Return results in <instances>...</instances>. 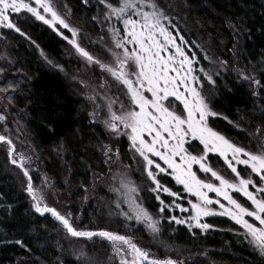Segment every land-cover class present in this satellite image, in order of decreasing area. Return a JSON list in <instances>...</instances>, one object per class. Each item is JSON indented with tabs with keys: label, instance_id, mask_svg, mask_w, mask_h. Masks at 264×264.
<instances>
[{
	"label": "snow or ice",
	"instance_id": "obj_1",
	"mask_svg": "<svg viewBox=\"0 0 264 264\" xmlns=\"http://www.w3.org/2000/svg\"><path fill=\"white\" fill-rule=\"evenodd\" d=\"M88 2L89 0H84V3ZM97 4L103 8H98V15L93 17V21L107 25V33L111 38V46L106 47L109 60H101L81 45L80 29L69 23L66 18L69 12L62 15L58 11L54 0H0V29H8L30 39L11 19L12 14L19 18L20 14L28 13L67 41L78 59L83 61L84 68L100 77V83L95 87L87 79L73 77L74 84L80 88L82 102L92 108L88 113L92 118L91 123H101L98 117L103 109L107 110V118L102 121L105 130L110 139L127 136L136 170L145 173L155 185L151 191L156 193V199L160 203L159 211L163 213L174 207L181 212H189L190 215L184 219L172 216L170 222L186 224L190 232L193 228L207 231L211 227L207 223H201L204 217H227L243 230L237 235H242L264 261V140L261 139L264 137V121L255 133H249L260 145L261 150L255 153L237 146L210 126L212 118L228 119L222 113L214 111L209 97L204 95V81L212 86L213 99L217 95V82L211 72L203 67H195L200 63L196 53L191 52L189 42L179 30H171L175 27L172 18L158 5L157 0H97ZM100 11L103 12L102 21ZM113 20L122 27L113 24ZM65 30L71 35H65ZM103 39L101 36L100 40ZM36 46L39 48V45ZM40 56L48 64H53L43 50H40ZM203 58L210 63H217L207 53ZM218 63L222 69L227 70V61L219 60ZM54 66L60 72L65 71L62 66ZM233 71L241 82L247 83L249 87L254 86L253 97H258L260 91H264L261 79L249 75L246 69L236 67ZM215 75L219 76L220 72L217 71ZM113 85L114 90L121 95L112 97L107 94L113 90ZM9 87H0V92H8ZM9 102L11 103V97ZM117 102L120 104L118 112L113 108ZM261 103L264 104V100ZM255 111L264 116V108L254 109ZM245 119L241 116L238 121L228 120V123L239 129L240 123ZM5 120L6 117L0 114V122ZM195 141L203 146L202 152L193 143ZM0 144L7 145L9 163L18 168L27 180L25 191L33 202L32 209L41 216L50 213L68 237L86 242L97 237L107 241L112 248L113 257L119 258V264H184L183 261L170 257L156 258L126 235L106 229L88 230L83 227L79 218L73 217L71 211L62 213L48 206L44 203L42 191L33 185L28 167L32 158L17 153L8 137L0 135ZM98 147L107 158L105 164L110 165L113 155L120 160L119 149L114 153L110 143H100ZM189 148L196 154L189 151ZM210 153H217L226 168H215L209 157ZM195 165L199 166V173H203L204 178L194 170ZM238 165H244L245 171L250 170L247 178L241 175ZM125 168L128 171L121 173L120 186L109 188L116 196L109 206V214L128 220L134 218L137 223H143L151 233L158 235L161 221L154 219L147 209L137 203L138 187L128 175L132 166L126 165ZM228 170L234 179L222 174ZM160 174L171 176L176 185L183 186L185 193L195 197V201L188 200L190 207L185 208L175 201L173 205L165 204L160 192L177 200L181 196L161 184L158 179ZM43 183L47 185V178ZM209 193H215L217 199L210 198ZM231 193H237L244 199L234 198ZM221 198L227 203H223ZM124 204L128 205L127 212L123 210ZM214 206H218V210ZM15 243L25 247L21 240H16ZM77 258L83 259L85 264H91V258L83 248Z\"/></svg>",
	"mask_w": 264,
	"mask_h": 264
},
{
	"label": "trees",
	"instance_id": "obj_2",
	"mask_svg": "<svg viewBox=\"0 0 264 264\" xmlns=\"http://www.w3.org/2000/svg\"><path fill=\"white\" fill-rule=\"evenodd\" d=\"M158 1V5L172 18L175 27L171 30H179L189 42L191 52L196 53L200 63L195 66L204 67L203 53H207L212 58L238 64L264 83V0ZM64 2L83 26L89 30L97 29L98 25L93 21L95 7H87L79 0ZM17 26L30 37V43L24 37L14 39L10 37L11 33L0 31L3 42L9 41L8 46L13 50L10 57L14 62L13 68L26 77L11 80L5 85L14 86L8 90L12 92L10 104L22 114V130L45 174L61 184V188L70 191L63 183L67 182L74 190L78 188L80 194L84 187L90 186L93 175L105 170L102 149L98 147L103 135L89 122L83 103L66 81L65 74L31 54L39 45L49 59L51 57L65 70L70 62L64 60L61 42L37 23H17ZM214 79L217 82L215 98L212 97L211 85L206 84L204 93L209 97L213 110L228 119L212 118L210 126L246 150L259 151L260 145L249 133H255L264 121V116L254 112V109L264 108L261 103L264 91L253 97L254 86L249 87L230 73L221 72ZM241 116L246 118L239 125V129L244 131L228 123V120L238 121ZM159 179L161 184L178 191L169 178L161 176ZM22 180L16 169L0 160V264H82L58 252L57 244L64 235L62 226L48 215L41 216L32 210ZM141 197L147 211L161 217L158 235L149 230L145 234L142 227L137 230L157 258L170 257L184 264H264L244 237L237 235L242 229L229 220L210 218L206 220L211 225L207 231L194 228L190 232L184 225L170 222L167 209L157 214L160 203L148 187ZM88 223L92 224L91 221ZM68 238L71 240L64 239L62 243L81 240ZM16 240L23 241L25 247L17 245ZM98 251L96 249V253ZM89 252L90 249L87 254Z\"/></svg>",
	"mask_w": 264,
	"mask_h": 264
},
{
	"label": "rangeland",
	"instance_id": "obj_3",
	"mask_svg": "<svg viewBox=\"0 0 264 264\" xmlns=\"http://www.w3.org/2000/svg\"><path fill=\"white\" fill-rule=\"evenodd\" d=\"M81 3H83L87 7H95V14L98 15V8L102 9V5L97 4V0H89V2L86 4L84 3V0H79ZM54 3L58 9V11L63 15L66 12H69L70 14L67 15V19L69 23L73 27H76L80 29V42L83 47H86L93 55L98 56L101 60H109L110 57L108 56L106 52V47L111 46V38L107 33V25L96 23L97 29L92 28L88 29L87 27L83 26L80 20H78V17L73 14L71 8L64 2V0H54ZM157 3L159 1L157 0ZM100 20H103V12H99ZM11 19L13 23H25V24H33L37 23L40 25L41 28H44L49 32L51 35L56 37L62 44L61 50L65 55L64 60L70 62L67 66H65V71L62 72L65 74L66 81L71 86L74 93L79 97V99L82 101V95L81 91L78 85L74 84L73 77L77 78H83L87 79L92 83V86L95 87L97 84L100 83V77L98 75H92L91 70H86L83 66V61L79 60L78 57L75 54L74 49L71 48V45L67 43V41L61 39L58 37L50 28H48L47 25H44L41 21H36L34 17H31L28 13H22L19 15V18H17L16 14H12ZM113 24H117L115 20L112 21ZM118 27H122V25L117 24ZM18 27V26H17ZM7 31L11 34V38H25V36H20L18 33L8 30V29H0V31ZM176 30V29H175ZM234 31V30H233ZM26 34V33H25ZM65 35L70 36V33H67L65 30ZM27 36V35H26ZM103 36L104 39L101 41L100 37ZM1 37V36H0ZM28 37V36H27ZM236 38V35H235ZM22 40V39H20ZM29 40V39H28ZM0 38V66H2V70L0 71V87H5V85L9 82L11 83V80H21L22 78H26L25 75L21 74L17 70L13 68L14 62L12 59H10L13 50H10V46H8V42ZM2 43V44H1ZM30 43V40H29ZM31 49V47H29ZM36 50H32L31 54H35L38 56L39 59H43L40 56V49L35 46ZM17 49V48H15ZM35 52V53H34ZM205 53H203L204 55ZM164 55H167L165 53ZM212 55H210L211 57ZM48 57V56H47ZM50 57V56H49ZM49 59V58H48ZM214 61H217V63H210L207 60H204L206 63L203 65L204 69L206 71H209L213 74V77H215V73L217 71L224 72V73H230L232 75H235L237 77L236 72L233 71L234 68L238 67L241 68L238 64H230L227 63V70H224L220 67L218 61L222 60L220 58H212ZM51 61L52 58L50 57ZM44 61V60H43ZM47 63V62H46ZM49 66L56 65L54 62L53 64H48ZM64 65V64H63ZM12 67V68H11ZM197 69L201 67L195 66ZM243 69V68H241ZM98 71V70H97ZM249 75H252L251 72L247 71ZM200 73H197L199 75ZM110 79V78H109ZM239 80V78L237 77ZM240 81V80H239ZM241 82V81H240ZM207 81H204L205 90ZM11 85V84H10ZM11 87H14L11 85ZM115 85H113V90L109 91L107 94L109 96H118L121 95L120 93L116 92ZM13 91V90H12ZM99 91H105V90H99ZM206 92V91H204ZM12 95V92H0V114L4 115L6 117V120L3 122H0V135H3L5 137H8L12 140L13 145H15V149L17 153H23L25 156H30L31 163L28 165V167L31 170V175L33 178V185L34 187L42 191V194L44 196V203H46L50 207H54L57 210L63 212L71 211L74 218H79V221L83 222V227L88 230H93L90 228H100V229H108L109 231L117 232L120 235H126L128 237H131V239L143 250L150 252L154 257H156V253L154 251H151L149 248V245L146 243V241L143 239L142 235H139L140 232H137L138 229H141V227L144 230V233L148 232V228L143 223H137V221L133 218L131 220L125 219L124 217L117 216L115 214H109V206L112 205V202L116 199V196L109 191L110 187H119L120 186V180H121V173H124L128 171L125 166L131 165L132 170L128 173L129 178L134 182V184L138 187V194H137V203L141 204L145 209V205L142 201L141 193L143 191L146 192V187H148V191L151 192L155 199H156V193L152 192L151 189L155 187L154 184L150 180H148L145 173L142 171L136 170V165L132 161V156L129 151V144L130 142L127 139V136L120 137L119 139L111 138L109 136V133L105 130L102 121L107 118V110L103 109L101 112V115L98 117V119L101 121V123L92 124L91 120L92 118L88 115L90 111H92V108L90 105L83 103V106L87 112L88 120L89 122L98 127L101 130V133L103 135V141L101 143H110L113 152L117 149L120 151V160L118 161L115 157V155L112 156V161L109 164H105L104 161L107 159L103 155L102 151V162L105 167V170L101 174L93 175V178L91 180L89 187H84L81 190V193L79 194V190L73 189L67 182H63L67 189H70V191H67L66 189L61 188V184L55 183L50 177H48L44 170L42 165L40 164L38 158L35 157L33 148L28 140L27 135L23 132L22 126H23V120L21 118L22 114L20 111H18L13 105L10 104L8 101L9 96ZM205 95V93H204ZM206 96V95H205ZM126 99V98H125ZM174 99V98H170ZM103 103V102H102ZM178 103V102H176ZM114 110L117 112L119 111L120 104L117 102L115 105H113ZM182 108V106H181ZM228 139V138H227ZM230 140V139H229ZM233 142L232 140H230ZM197 145L198 149L202 152V145H199V141L193 142ZM235 143V142H233ZM237 146H240L236 144ZM188 145H186L187 147ZM242 147V146H241ZM261 150V149H260ZM259 150V151H260ZM189 151L193 152V154H196L193 149L189 148ZM248 151V150H247ZM257 151V152H259ZM255 153V152H254ZM209 157L211 161L213 162V165L217 169H223L226 168V166L223 164V159L218 156L217 153H210ZM0 160H2L4 163L9 164L14 169L17 170V174L22 175L20 170L9 163L8 161V155H7V145L6 144H0ZM162 163V162H161ZM238 170L241 171V175L245 178L248 177V171L244 170V165H238ZM194 170L197 171L198 175L201 178H204L203 173H199V166L195 165ZM170 171V170H169ZM222 174H225L227 178L234 179V176L230 173V170H228L227 173L222 172ZM161 176H165L164 174H160L158 179ZM172 180L173 184L177 188L178 192L181 196V199L177 200L175 197H169L167 194L160 192L161 199L164 200L165 204L167 205H173V202L181 204V206L188 208L190 205L188 204V200L191 199L195 201V197L189 196L187 193L184 192L182 185H176L175 181L171 178V176H165ZM210 177V174H209ZM23 187L24 192L27 196L28 202L30 207L32 208V200L28 196L27 192L25 191V187L27 184L26 178L23 177ZM47 178V185L43 183V181ZM254 179L258 180V177H254ZM161 181V180H160ZM218 183V181L216 182ZM163 185V184H162ZM165 186V185H164ZM87 190V191H85ZM253 190V189H250ZM234 198H238L243 200L244 198L241 197L237 193H231ZM210 198L217 199L215 193H209ZM165 198L167 200L165 201ZM222 200V198H221ZM156 201L159 203V201L156 199ZM223 203H227L226 201H223ZM218 210V206H214ZM33 210V209H32ZM93 210V214H92ZM123 210L125 212L128 211V205H123ZM160 210V208H159ZM169 212L170 218L172 216H175L179 219H184L190 215L189 212H181L178 208H170L167 209ZM34 211V210H33ZM35 212V211H34ZM97 216H96V213ZM149 212V211H148ZM36 213V212H35ZM150 213V212H149ZM38 214V213H37ZM154 219L159 220L158 215L154 213H150ZM157 214H161V212H157ZM40 215V214H39ZM45 215H48L52 218L53 221L56 223H59L56 221L50 213H46ZM220 216L215 217H204L201 219V223H206L207 219L210 218H218ZM227 220H229L227 217H222ZM170 220V219H169ZM88 221H91V225L88 223ZM231 223L234 224L233 221L229 220ZM187 227L186 224H181ZM237 226V225H236ZM239 228V226H237ZM188 228V227H187ZM63 229V228H62ZM194 229V228H193ZM199 229V228H197ZM201 230V229H200ZM204 231V230H202ZM243 231V230H242ZM64 235H62V240L60 243L57 244L58 252L62 256H69L71 259L77 261L78 263L85 264L83 259H78V254L80 250L83 248L86 250V252L90 249V252L87 254L88 257L91 258V264H119V258L113 257L112 254V248L110 244L107 241H102L100 238H94L93 241H84L83 239L75 242H65L63 244L62 242L64 239L70 238L66 237L64 230L62 231ZM137 232V233H136ZM151 233V232H150ZM98 242L102 243V245H99ZM79 243V245H78ZM90 245V246H88ZM96 249L99 251L96 253ZM157 258V257H156Z\"/></svg>",
	"mask_w": 264,
	"mask_h": 264
}]
</instances>
